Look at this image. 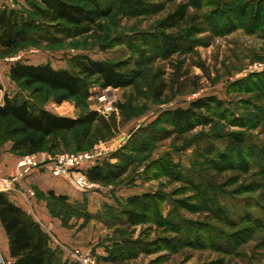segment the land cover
I'll list each match as a JSON object with an SVG mask.
<instances>
[{
    "label": "rangeland",
    "instance_id": "obj_1",
    "mask_svg": "<svg viewBox=\"0 0 264 264\" xmlns=\"http://www.w3.org/2000/svg\"><path fill=\"white\" fill-rule=\"evenodd\" d=\"M106 1L114 12L95 32L55 44L29 41L0 57V103L8 94L66 116L92 111L103 118V124L50 138L41 153L110 150L102 160L126 169L117 180L95 183L83 202L66 206L38 193L53 227L73 240L57 250L63 258L84 242L83 252L96 264H264V68L252 67L264 64V0ZM29 2L37 0H0V10L43 20ZM164 40L181 44V52L167 56ZM83 54L121 63L140 77L126 89H102L90 80L89 96L61 104L62 91L10 78L18 61L69 70L70 59ZM106 92L116 98L117 111L109 114L101 113L98 98ZM205 96H217L224 107L202 111L191 124L170 121V111ZM15 127L0 120V154L21 138L10 136ZM107 134L106 141L97 140ZM144 194L153 198L142 203L145 211H135L128 200ZM125 210L144 217L132 223ZM115 245L133 257L121 250L119 261L108 262ZM0 259L12 263L1 252Z\"/></svg>",
    "mask_w": 264,
    "mask_h": 264
},
{
    "label": "trees",
    "instance_id": "obj_2",
    "mask_svg": "<svg viewBox=\"0 0 264 264\" xmlns=\"http://www.w3.org/2000/svg\"><path fill=\"white\" fill-rule=\"evenodd\" d=\"M78 1L80 3L70 0L29 2L32 13L43 20L35 19L30 13L15 8L1 9L0 57L11 54L21 44L29 41L55 44L91 34L102 27L101 20L110 17L114 12V8L108 5L106 0ZM186 15V7L177 12L180 19H184ZM160 48L169 56L181 52L182 47L174 40H164ZM70 65L71 68L68 70L55 69L50 63L35 65L18 61L11 65L9 74L13 82H19L26 87L40 85L62 91L64 95L59 104L68 98L89 96L90 80L100 85L102 89H126L133 87L140 77V74L126 70L121 63L95 60L86 54L72 57ZM224 104L217 96L201 97L190 102L187 108L170 111L169 119L179 125L191 124L201 116L202 111L210 112L213 107L223 108ZM119 107L122 110L124 105ZM0 120L14 122L16 127L12 128L9 134L14 138H21L13 140L12 151L23 150L25 155L43 152L50 138L56 139L64 132H72L85 125L103 124V118L98 112L88 111L73 119L40 108L28 99L20 96L10 97L8 94L4 95L3 103H0ZM96 137L97 140L106 141L110 138V134ZM235 143L241 145L242 139L237 136ZM114 158L122 159L120 156ZM169 165L181 173L177 165ZM125 170L120 165L101 160L98 165L86 168L84 173L92 182L107 183L122 177ZM48 195L56 202L68 206L67 197L56 196L54 192ZM152 198L151 194L134 196L128 200V203L136 208L135 211H145L142 203L149 202ZM123 215H126L132 223L144 217L139 212L126 210ZM0 223L9 241V254L13 260L11 264H70L63 261L59 250L51 248L50 236L41 225L25 210L15 205L9 199V195L3 192H0ZM172 226L178 230L183 229L179 228V225ZM121 250L129 254L128 259L133 257L129 248L115 245L107 261H119Z\"/></svg>",
    "mask_w": 264,
    "mask_h": 264
},
{
    "label": "crops",
    "instance_id": "obj_3",
    "mask_svg": "<svg viewBox=\"0 0 264 264\" xmlns=\"http://www.w3.org/2000/svg\"><path fill=\"white\" fill-rule=\"evenodd\" d=\"M4 8V7H3ZM29 64H42L35 61H27ZM26 62V63H27ZM55 68V67H54ZM62 69V68H55ZM10 72V71H9ZM59 116L70 117L76 119L78 117L66 116L63 113H58L50 109H46ZM12 144H7L4 150L0 154V170L4 177L13 178L17 174V162L20 156L12 152ZM86 168H91L87 166ZM54 192L56 196H64L68 198V201L83 202L85 201V194H90L92 191L83 192L68 176L56 177L52 174L51 168L45 166L39 169H35L23 176L15 183V190L8 192L9 199L17 206L25 210L33 219L39 223L42 229L50 236V246L53 250L67 248L72 243L70 234L62 232L58 229L56 223L54 227L52 221L54 218L50 216L46 210V203L43 199L38 197V193H43L49 198V193ZM94 194V193H92ZM89 196V195H88ZM71 238V239H70ZM84 244V242H82ZM81 244V245H83ZM76 245V244H75ZM76 245L73 248H85L84 246ZM73 246V245H72ZM71 248V247H70ZM72 248V249H73ZM0 252L3 257L13 262L9 254V241L5 234V231L0 223ZM63 261H72L70 249L63 253Z\"/></svg>",
    "mask_w": 264,
    "mask_h": 264
},
{
    "label": "built area",
    "instance_id": "obj_4",
    "mask_svg": "<svg viewBox=\"0 0 264 264\" xmlns=\"http://www.w3.org/2000/svg\"><path fill=\"white\" fill-rule=\"evenodd\" d=\"M252 67L254 70H261L264 68V64L255 63ZM98 98L101 103V113L109 114L117 111L114 106L116 98L113 94L106 92ZM109 151L59 153L54 156L41 152L25 155L17 162V174L13 178L4 177L0 170V192L14 191L17 180L31 171L45 166H49L52 174L56 177L68 176L81 191H92L97 185L88 179L84 170L87 166L94 167L98 165L104 156H108ZM71 257V264H96L95 260L90 255H86L81 248H73ZM0 264H2V261Z\"/></svg>",
    "mask_w": 264,
    "mask_h": 264
},
{
    "label": "water",
    "instance_id": "obj_5",
    "mask_svg": "<svg viewBox=\"0 0 264 264\" xmlns=\"http://www.w3.org/2000/svg\"><path fill=\"white\" fill-rule=\"evenodd\" d=\"M131 133H132V130L129 131V134H131ZM0 260H1V259H0ZM0 262H1V261H0Z\"/></svg>",
    "mask_w": 264,
    "mask_h": 264
}]
</instances>
